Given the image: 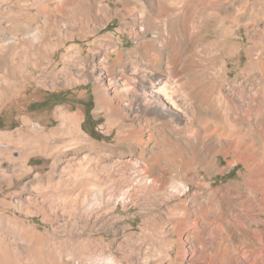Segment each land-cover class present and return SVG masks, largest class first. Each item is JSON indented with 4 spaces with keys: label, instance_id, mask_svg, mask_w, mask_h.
<instances>
[{
    "label": "rangeland",
    "instance_id": "1",
    "mask_svg": "<svg viewBox=\"0 0 264 264\" xmlns=\"http://www.w3.org/2000/svg\"><path fill=\"white\" fill-rule=\"evenodd\" d=\"M59 1L53 0V7ZM126 1L77 0V5L54 8V23L46 0H0V264H255L243 254L247 244L237 245L235 252L229 246L225 258H216L209 229L215 218L211 212L204 218L202 210L209 191L242 181L245 171L241 162L230 166L232 158L222 153L211 165L204 163L219 143L230 153L243 144L211 128L214 118L226 127L224 104L249 130L245 143L259 149L264 136V0H213L215 12L208 22L198 16L205 0H176L170 27L180 28L192 14L190 25L206 27L205 36L189 37L178 54L164 48L156 54L200 70L190 112L157 107L154 114L127 109L126 115L111 117L109 105L96 94L106 86L104 92L114 97L107 83L120 52L131 51L118 74L134 108L140 92L129 85L143 89L160 73L141 55L154 38L153 29L143 33L133 6L123 7ZM88 3L104 8L87 21L79 17ZM120 12L129 14L127 21ZM52 92L66 93V101L32 104ZM128 97L114 102L126 108ZM247 102L252 108L248 116ZM196 113L203 124L194 119ZM73 114H79L71 125L79 136L71 138L64 117ZM168 114L179 117L181 125L190 118L193 132L164 124ZM11 122L17 125L9 128ZM131 124L142 125L141 141L135 135L122 138ZM27 141L34 142L29 152L22 145ZM156 155L157 164L150 159ZM192 159V173L185 172L184 162ZM152 173L156 181H137ZM226 195L219 198L231 204L242 199V193ZM251 211L249 218H260L258 208ZM246 217L229 215L234 232L223 229L222 235L244 232ZM251 244L264 255L262 244L256 239ZM257 264H264V258Z\"/></svg>",
    "mask_w": 264,
    "mask_h": 264
},
{
    "label": "bare ground",
    "instance_id": "2",
    "mask_svg": "<svg viewBox=\"0 0 264 264\" xmlns=\"http://www.w3.org/2000/svg\"><path fill=\"white\" fill-rule=\"evenodd\" d=\"M46 1L49 6L48 13L51 15L50 20L52 19L54 23L56 22V18L51 14L53 13L52 11L54 8L55 9L61 8L62 6H64V4H68V3L73 5V4H76L77 2V0H61L59 1V3H54L55 6L53 7V0H46ZM166 1L167 0H146V1L127 0L123 4L124 8H126L127 6L131 8V5L133 6L132 8H134L135 12H137L136 18L134 19L135 21L136 19L138 20L141 30L142 29L144 30L143 31L144 34L148 31V27L153 29L154 38H151L147 41L145 50L141 52V55L144 58L149 59L148 61H149L150 67L152 70H154V72L157 71L158 73L159 72L160 73L157 77L156 76L151 77L148 80V85L146 87H143V89H139V84H138L139 82L137 83L138 86L135 84L129 85L131 90L134 89L133 91H135L136 89V91L138 90L137 93L140 92L138 93L139 95H137L136 98H134L139 101L138 104L136 103L138 105V109H139L138 111L137 107L134 108L133 96H129V97L125 96L126 95L125 90L128 91L127 90L128 88L125 89V87L120 85L121 81L123 80L120 79V76L118 74L119 70L121 69L123 57L128 58L129 57L128 53L131 54V51L129 50L125 51V53L128 56L120 52L118 54L117 61L114 64H112V67L109 68V81L107 84L113 87L114 97L113 96L110 97L105 93L107 90L106 86L100 88V90L98 89L97 94H96V97L100 102L107 103L109 105L108 112H109V116L111 117L124 116L126 115L127 109L128 110L133 109L135 110V112L141 111V114H147L148 112H151L154 114L155 110H157V107L158 108L160 107L159 109L161 108L169 109V107L170 108L174 107L175 109H177L184 115L190 112L188 108H190L191 105H193L192 97H194L195 85L199 83L201 80L200 70L199 69L198 70L196 69L187 70L186 68L179 67L170 60L171 58L170 59L167 58L165 60L159 59L156 53H158L160 48L161 49L164 48L166 53H168L169 55L172 54L173 52H174L173 54L175 53L178 54L182 49L181 47H183L185 43L189 44V40H188L189 37H191V39L195 37V39L202 40V38L205 36V33H206V27L204 28H200L197 26L192 27L190 25L192 14L191 15L188 14L186 19L183 22L179 23L181 29L177 28L176 30H173L170 27V23H171V20L177 14L176 7L174 5L176 4V0H169L171 2L170 5ZM213 6H214L213 0H205L204 7L201 8V11L199 10L200 12H198V16L204 18L206 22L211 21L212 17L214 16V12H215ZM84 8L86 12L84 14H80L81 16L79 18H85L88 21L93 17L97 18L98 17L97 14H99V11L101 12V10H103L104 5L99 4L97 8H95L94 6H92L91 3H88L85 5ZM94 11H96L97 13ZM192 12L193 11H191V13ZM120 13H121V18L123 20H126L127 17L129 16V14L127 13H124V12H120ZM146 24H148V26ZM148 52L154 53L152 57L150 58L147 57ZM262 70H264V67ZM124 77L125 76H123V78ZM124 79H127V78H124ZM130 81L134 82V80H130ZM124 97L126 98L128 97V99L125 98L127 100V103H126L127 107L121 108L120 104H118L117 102L116 103L114 102V98H116V100L118 101L119 99L124 98ZM248 99L250 100V98ZM167 103L170 105L168 106ZM224 108H225L226 115H227V118L225 119L226 127L222 126V124H220L221 122L218 121L216 118H214L215 123H213L211 127L212 130L218 133L219 136L234 137L236 139H239V142L243 140L241 141L243 142V144L236 152L230 153L227 150H225V148H223L221 143H219L218 149L214 150L215 152L208 153L206 155L207 158L204 159L206 161V162L204 161V163L206 164L207 162H209L211 165L214 162L216 155L218 153H222L223 155H225V157L232 158V163H230V166L231 164H236V163L241 162L243 164V169L245 171L241 176L243 179L242 181H237V182L230 181V182L225 183L223 186L218 187L217 189L209 191L208 198L205 200V205L207 206L203 207L202 214L204 218H207L209 213L211 212L213 215L212 217L215 218L212 220V221L215 220L214 226L209 229H212L211 230L212 235H210L211 243H212L211 245L215 252V256L218 260L225 258V256L227 255L228 249H230L232 252H235L237 249V245L247 244L249 246V249L247 250V252H244L243 254L245 256L251 255L253 257L252 260L255 262V264H257L258 260L264 258V255L263 253H261V251H258V250H257L258 252L256 251L257 247L255 245L252 246L251 241L252 239H256L257 243H259L258 244L259 246L260 244L264 246V136L260 138V144H259L260 148L258 147L259 149H254L255 146L251 147V145H248V143H245L244 139H246L247 135H249L250 133H249V130L245 128L244 121L242 119H239L238 117L232 118L231 116H233V114L231 110L229 109V107L226 105V103L224 104ZM244 111L246 112L247 116L251 114L252 108L249 102H247V105ZM196 114L194 115V119L196 118L197 120L201 122V124H203L204 119L203 118L201 119L199 114H197L196 116ZM168 115L169 117L164 119V124H170L174 126V128L178 132H184V133H187L188 131L193 132L192 130L193 123L191 122L190 118L186 120L187 122H189V124L181 125L179 123L181 120L179 117L172 115V114H168ZM78 119H79V114H73V115L64 117V121L66 122L64 131L68 137L72 138L74 136L76 137L79 136V133L77 132V130H75V127L71 126L72 124H75L76 122H78ZM263 121L264 119L261 120V122ZM52 133H55V131ZM142 133H143L142 125L139 124L138 127H136L131 124L130 127L128 126L127 128L126 134H123L121 136L122 138H129L130 135H135L137 136L139 141H141ZM18 143L20 144V142ZM33 144L34 142L32 141H27L25 144L22 143V145L26 147V152L31 151V146ZM150 159H153V162L156 161V164L160 163V157L157 155L153 158L151 157ZM202 160H200L199 162L202 163ZM193 162H194L193 159L190 160L189 162H184L183 170L185 172L192 173L193 167H191V165L193 164ZM89 174L91 176H94L97 179L100 178L97 172L95 171H91L89 172ZM148 178L151 181L152 179L155 181L158 179L157 175L152 173V174H148L147 177L139 178V180L137 181L147 182ZM235 192L242 193L241 195L242 199L241 200L239 199L240 201L238 202L235 201L234 204L227 203L223 198L222 199L219 198V197H222L224 193H226L227 195L229 194L232 195ZM203 203L204 202H202V204ZM253 208L259 209L260 211L259 214H261L260 218L254 219L252 217L249 218V216H247ZM194 213L195 211L193 210V214ZM229 215L237 216V217H239V215L242 217L247 216L250 219L249 223L245 225L243 224L244 226L242 225L243 229H245L244 232H242L243 234L241 233L237 235L235 233L234 236L232 234L233 237L230 235L231 237H227V238L226 236L222 235L223 229H225V232L227 233H229L232 230L234 232L235 225L233 226L231 221H230L231 223L227 221V217ZM200 216L197 215L195 216V218L200 219ZM220 218H222L221 220H223V222H220L219 220ZM238 221L236 222L238 223ZM251 222L256 223V227H251V224H250ZM218 246L221 248H224V250L222 251L221 249L218 248ZM229 246L230 248L227 249V247Z\"/></svg>",
    "mask_w": 264,
    "mask_h": 264
},
{
    "label": "trees",
    "instance_id": "3",
    "mask_svg": "<svg viewBox=\"0 0 264 264\" xmlns=\"http://www.w3.org/2000/svg\"><path fill=\"white\" fill-rule=\"evenodd\" d=\"M65 99H67V94L66 93H64V92L63 93L62 92H52V93L49 94V97H46V98L40 100L39 102H33L32 104H34V103L46 104L47 102H50V101L54 102L55 104L64 103L66 101ZM87 109L90 110V107H87ZM88 115H89V111L87 112V115L85 116L84 122L89 117ZM16 125L17 124L14 123V122H11V123L7 124V126L9 128H13ZM2 127H4V125H3V122L0 120V128H2Z\"/></svg>",
    "mask_w": 264,
    "mask_h": 264
},
{
    "label": "crops",
    "instance_id": "4",
    "mask_svg": "<svg viewBox=\"0 0 264 264\" xmlns=\"http://www.w3.org/2000/svg\"><path fill=\"white\" fill-rule=\"evenodd\" d=\"M10 56H11V59L13 60V52L10 53ZM10 72H13V67L10 68ZM11 74H13V73H11ZM123 223L129 224L128 222H122L121 224H123Z\"/></svg>",
    "mask_w": 264,
    "mask_h": 264
}]
</instances>
